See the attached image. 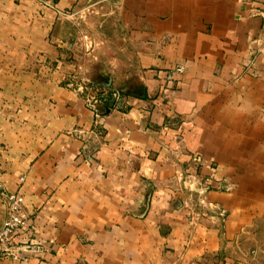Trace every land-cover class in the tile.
<instances>
[{
  "label": "crops",
  "instance_id": "crops-1",
  "mask_svg": "<svg viewBox=\"0 0 264 264\" xmlns=\"http://www.w3.org/2000/svg\"><path fill=\"white\" fill-rule=\"evenodd\" d=\"M3 192L0 264H264V0H0Z\"/></svg>",
  "mask_w": 264,
  "mask_h": 264
},
{
  "label": "built area",
  "instance_id": "built-area-1",
  "mask_svg": "<svg viewBox=\"0 0 264 264\" xmlns=\"http://www.w3.org/2000/svg\"><path fill=\"white\" fill-rule=\"evenodd\" d=\"M180 72L181 69L176 68L173 73L179 74ZM172 74L166 75L167 81L174 80ZM68 86L75 89L83 97L86 108L90 109L94 114L93 129L94 131H99L102 128L99 120L103 118L104 114L98 110L105 102V95L108 94L106 87L104 85L96 84L86 77H79V79L71 81ZM161 96L169 102L171 91L167 87H164ZM109 97L112 99L114 106L120 99V93L118 91L110 92ZM90 159V157L87 158L88 161H90ZM200 189L205 191L206 187L201 185ZM1 198L6 206V216L0 223V257L9 253L14 238L28 227V219L22 212L21 198L19 195L3 192Z\"/></svg>",
  "mask_w": 264,
  "mask_h": 264
},
{
  "label": "rangeland",
  "instance_id": "rangeland-1",
  "mask_svg": "<svg viewBox=\"0 0 264 264\" xmlns=\"http://www.w3.org/2000/svg\"><path fill=\"white\" fill-rule=\"evenodd\" d=\"M78 17L77 16H72V17L67 16L66 19H64V21H65V32L67 33L68 39L69 38L71 39L70 41H72V43L78 44L79 55L81 54L84 61H87L89 59V57L87 58L88 54H90V53L92 54L94 52V45L91 42V40H89V39L86 40V36H87L86 33L80 31V28L85 27V23H83V21L85 19L84 15H82L79 18V20L81 21L80 25H82L83 27L82 26L80 27V25L78 26V24H79L77 22ZM76 28H79L78 29L79 31L76 30ZM100 34H102V27L100 28ZM99 48L100 47H96L97 50ZM84 64H86V62H84Z\"/></svg>",
  "mask_w": 264,
  "mask_h": 264
}]
</instances>
